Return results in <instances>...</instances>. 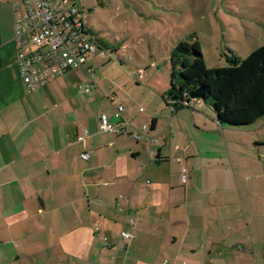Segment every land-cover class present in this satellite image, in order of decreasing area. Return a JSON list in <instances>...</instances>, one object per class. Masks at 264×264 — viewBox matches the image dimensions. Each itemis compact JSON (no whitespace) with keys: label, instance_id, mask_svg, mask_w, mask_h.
<instances>
[{"label":"crops","instance_id":"obj_1","mask_svg":"<svg viewBox=\"0 0 264 264\" xmlns=\"http://www.w3.org/2000/svg\"><path fill=\"white\" fill-rule=\"evenodd\" d=\"M14 36L0 21V264H264V118L230 127L209 107L186 136L170 89L86 93L101 52L30 92ZM120 106L131 126L101 132Z\"/></svg>","mask_w":264,"mask_h":264},{"label":"rangeland","instance_id":"obj_2","mask_svg":"<svg viewBox=\"0 0 264 264\" xmlns=\"http://www.w3.org/2000/svg\"><path fill=\"white\" fill-rule=\"evenodd\" d=\"M1 2V26L14 36L13 4ZM78 6H83L91 34L119 49L105 50L106 64L94 67L101 95L107 97L117 88L149 95L169 90L170 55L181 42L199 41L209 69L230 66L234 55L246 61L264 51V0H82ZM201 105V113H180L186 136L197 135L193 115H214L208 105Z\"/></svg>","mask_w":264,"mask_h":264},{"label":"built area","instance_id":"obj_3","mask_svg":"<svg viewBox=\"0 0 264 264\" xmlns=\"http://www.w3.org/2000/svg\"><path fill=\"white\" fill-rule=\"evenodd\" d=\"M82 0H24L15 5V36L17 46V66L27 90L32 92L64 75L71 69L83 67L88 58L97 52L91 35L84 24ZM91 81L85 87L89 93L96 85L95 72L87 69ZM195 99L190 102L192 107ZM173 111H175L172 108ZM124 130L131 123L124 115L122 106L116 109L114 121L103 114L100 117V130L115 133L117 126ZM122 130V131H124ZM146 127L138 130L136 140L146 137ZM152 159L153 153H151ZM88 160L89 155L83 154ZM188 170L182 169V183L188 181ZM130 233L122 232L121 238L129 239ZM106 241V239H104Z\"/></svg>","mask_w":264,"mask_h":264},{"label":"trees","instance_id":"obj_4","mask_svg":"<svg viewBox=\"0 0 264 264\" xmlns=\"http://www.w3.org/2000/svg\"><path fill=\"white\" fill-rule=\"evenodd\" d=\"M92 40L97 52L119 51L97 36ZM229 63L225 68L209 69L199 41L179 43L170 55L171 88L163 98L165 104L176 113L190 109V94L201 89L203 99L193 104L204 102L217 113L221 124L246 128L264 118V51L246 61L234 55Z\"/></svg>","mask_w":264,"mask_h":264},{"label":"water","instance_id":"obj_5","mask_svg":"<svg viewBox=\"0 0 264 264\" xmlns=\"http://www.w3.org/2000/svg\"><path fill=\"white\" fill-rule=\"evenodd\" d=\"M190 98H191V99H195V100L203 99V93H202V90H201V89H198V90L192 92V93L190 94Z\"/></svg>","mask_w":264,"mask_h":264}]
</instances>
